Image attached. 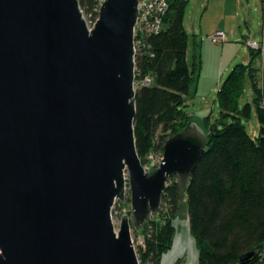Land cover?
Returning a JSON list of instances; mask_svg holds the SVG:
<instances>
[{"label": "water", "instance_id": "95a60500", "mask_svg": "<svg viewBox=\"0 0 264 264\" xmlns=\"http://www.w3.org/2000/svg\"><path fill=\"white\" fill-rule=\"evenodd\" d=\"M141 0H103L89 29L78 0H0V264H139V231L180 200L208 146L195 123L145 172L135 148L133 31ZM251 253L241 257L246 261Z\"/></svg>", "mask_w": 264, "mask_h": 264}, {"label": "trees", "instance_id": "16d2710c", "mask_svg": "<svg viewBox=\"0 0 264 264\" xmlns=\"http://www.w3.org/2000/svg\"><path fill=\"white\" fill-rule=\"evenodd\" d=\"M78 1L94 24L102 1ZM167 3L160 33L147 37V49L134 58L135 82L152 80L149 86L137 87L135 94L133 127L141 164L150 152H163L165 142L190 123L184 98L200 65L194 61L189 68L186 62L189 35L183 17L188 0ZM261 6L264 12V0ZM258 55L251 50L249 63L233 66L216 92L217 117L207 115L201 122L208 146L184 193L197 264H264V70L258 74L252 68ZM247 81L251 101L243 100ZM252 113L258 125L254 136L246 130ZM179 197L178 182L172 178L162 194L166 209L138 232L139 264H161L171 250ZM250 253L248 260H240Z\"/></svg>", "mask_w": 264, "mask_h": 264}, {"label": "rangeland", "instance_id": "374dc122", "mask_svg": "<svg viewBox=\"0 0 264 264\" xmlns=\"http://www.w3.org/2000/svg\"><path fill=\"white\" fill-rule=\"evenodd\" d=\"M255 1L257 2V0H254V2ZM201 4V0H188L185 9V14L183 17V25L189 35V44L186 53L187 65L189 66V68H192L194 61L200 62L199 71L195 75V82L190 86L189 93L184 98L186 104L184 110L186 115L190 118V122L197 124L203 130V127L200 124L203 118L207 115H210L212 119H215L218 115L219 109L216 103V92L218 89V70L221 63H223V66L229 63L232 64L229 67L232 69V67L236 64H245L249 61L251 50L247 46L246 42H251L250 38L258 40L256 39V37H254V35L260 30L261 17L259 11L255 10V5L254 9L252 8L253 12L251 15V23L246 24L241 21H237L235 17H224L225 20L224 18L221 20V26L225 28V31H223V33L226 35V40L223 44L214 45L204 33H200V17L202 11L199 5ZM210 15H207L203 18V25L208 26L207 21L209 20L208 18ZM219 15L220 11H215L214 14H212L211 20H213L214 22H220ZM82 16L86 22L87 27L91 29L93 26L92 18L88 14H85L83 11ZM216 22L214 24H217ZM250 24L252 25L250 26ZM229 30L231 31V33H229ZM231 60L234 61H232L231 63ZM229 72L227 71L224 73V75H222L221 81H224ZM140 85V82H135V91ZM249 90L250 86L247 81L245 84V95L243 98L244 101L247 100V92ZM257 129L258 125L256 121V116L254 113H252L249 122L246 123V130L249 135L254 136V134L257 132ZM153 154L155 157L162 159L163 152L156 150L153 151ZM147 163L150 165V163L146 161L145 158L143 164L141 165L144 166ZM157 167L153 168V170ZM175 181H177L176 177ZM125 183L126 190L124 194V199L123 201H116V203L114 204L111 210V219L115 232H118L121 217L123 215L129 217L131 239L133 242V247L137 254V240L140 237L138 233L140 232V230L136 231V235L134 234L135 229L132 221L131 194L128 184L127 172L125 173ZM180 202V209L176 219L174 220V226L176 232L178 231L179 234H181L183 231L187 235L189 234V236H191L189 231L188 217L186 213L184 197L182 200H180ZM161 209H166V206L162 203ZM178 237V234H176L175 239H177ZM189 242L191 246V248H189L191 250L193 248V252L196 253V245L192 237L189 238ZM173 247L174 245H172L170 251H172ZM189 248H185V251L182 253L183 255L180 259L175 262V264H188L190 253L192 252ZM169 252L165 255H169Z\"/></svg>", "mask_w": 264, "mask_h": 264}, {"label": "crops", "instance_id": "0c3cea01", "mask_svg": "<svg viewBox=\"0 0 264 264\" xmlns=\"http://www.w3.org/2000/svg\"><path fill=\"white\" fill-rule=\"evenodd\" d=\"M201 3L202 4L199 5V7L202 11V14L200 17V20H201L200 33L201 34L204 33L207 37L214 34L216 31H221V32L225 31V28H223L221 26V20L224 17L225 18L235 17V19L237 21H241V22L246 23V24L251 23V15L253 12L252 8L254 9V5H255V7H256L255 10L259 11V13H260L261 27H260L259 32L254 35V37H256V39H258V40L251 39L250 37L249 38H250L251 42L257 43L259 46L264 47V12L262 10L261 0H257V2L256 1L254 2V0L253 1L252 0L251 1L250 0H201ZM215 11H220V15H219L220 16V18H219L220 22L215 21L217 24H214L215 22L213 20H211L212 14H214ZM207 15H210V16L208 18L209 20L207 21L208 26H205V25H203V18ZM225 18H224V20H225ZM251 25L252 24H250V26ZM229 33H231L230 30H229ZM188 44H189V42H188ZM194 45H195V43H194ZM232 61H234V60H231V63H232ZM250 61H251V57H249L248 62H246V63L244 62V63L247 64ZM253 61H255V62H253ZM230 65H232V64L229 63V64L223 66V63H221L219 70H218L219 73L217 76L218 88L220 87V85L223 82V81H221L222 75H224L225 72H227V71L229 72L231 70V68H229ZM252 68L255 69L258 74H260L264 70V54L259 53V55L254 60H252ZM252 99H253V95H252L251 91L249 90L247 92V100L246 101H251ZM176 234L180 235V237H183L186 233H184L182 231V233L179 234L177 231ZM186 238L189 239V238H191V236H189V234H188ZM174 239H175V237H174ZM175 240L173 241L174 246H175ZM179 245H180V247H182L181 243ZM182 255L183 254L181 252V254L173 260L172 264H175V262L178 259H180ZM164 257H165V255L162 257V261H161L162 264H164ZM195 259H196L195 263L197 264V251L195 253Z\"/></svg>", "mask_w": 264, "mask_h": 264}, {"label": "built area", "instance_id": "2783aa9c", "mask_svg": "<svg viewBox=\"0 0 264 264\" xmlns=\"http://www.w3.org/2000/svg\"><path fill=\"white\" fill-rule=\"evenodd\" d=\"M103 1V0H101ZM168 9L167 0H141L138 4L137 18L133 31L134 39V52L139 53L144 49H147L146 38L150 36L158 35L162 29L163 17ZM208 39L212 44H223L226 40V35L221 31H216L214 34L208 36ZM250 50L264 54V47L259 46L257 43L246 42ZM151 78H145L141 81L142 86H149L151 84ZM161 158L155 157L153 152H150L147 157V163L143 167L145 171H151L161 163ZM138 246H141L140 241L137 242Z\"/></svg>", "mask_w": 264, "mask_h": 264}, {"label": "bare ground", "instance_id": "6f19581e", "mask_svg": "<svg viewBox=\"0 0 264 264\" xmlns=\"http://www.w3.org/2000/svg\"><path fill=\"white\" fill-rule=\"evenodd\" d=\"M178 236L179 237L175 240V246L172 249V251L169 252V255H165L164 264H172L173 260L176 257H178L181 254V252L183 253L185 251V248H189V247L191 248L189 239L186 238L187 234H185L183 237H180V235H178ZM180 243H181L182 247H180V245H179ZM191 251H190L191 253H190V258H189L188 264H196L195 263V260H196L195 259V252H193V248Z\"/></svg>", "mask_w": 264, "mask_h": 264}]
</instances>
